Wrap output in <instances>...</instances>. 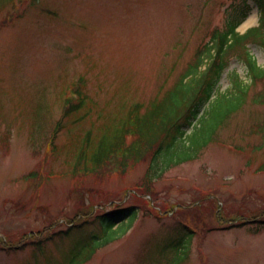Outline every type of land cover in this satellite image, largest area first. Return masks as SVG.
<instances>
[{"label":"rangeland","instance_id":"1","mask_svg":"<svg viewBox=\"0 0 264 264\" xmlns=\"http://www.w3.org/2000/svg\"><path fill=\"white\" fill-rule=\"evenodd\" d=\"M230 5L247 8L236 31L257 26L253 0H0V264H66L99 227L96 217L123 205L138 210L131 228L85 264H174L169 242L188 231L190 244L175 253L183 257L188 247L183 264H264V227L217 223L264 211V105L250 100L264 92V80L250 86L235 52L217 89L226 91L234 72L249 85L247 104L218 130L219 142L166 171L150 194L137 193L144 206L132 194L146 162L124 174L74 173L80 151L90 155L87 134L109 141L134 103H147L163 75L176 77L211 29L235 18ZM247 50L264 69V48ZM68 86L83 101L51 140ZM90 208L94 214L67 226ZM51 225L57 234L41 250L17 246Z\"/></svg>","mask_w":264,"mask_h":264},{"label":"trees","instance_id":"2","mask_svg":"<svg viewBox=\"0 0 264 264\" xmlns=\"http://www.w3.org/2000/svg\"><path fill=\"white\" fill-rule=\"evenodd\" d=\"M253 2L259 11L256 27L249 28L242 34L237 32V27L247 16V8L230 5L228 9H233L235 18L225 20L222 27L215 26V29H211L209 41L197 48L194 57L189 58L176 77L173 70L163 75V81H157V91L147 103H134L128 112L127 123L122 129L113 132L109 141L105 136L97 140L91 133L87 134L86 145L90 148V155L87 156L85 150L80 151L74 173L94 175L104 171H117L124 174L134 162H146L148 168L132 194L134 200L144 206L142 197L135 196L137 193L150 194L153 181L158 180L166 171L177 165L199 158L207 146L217 142L218 130L225 127L229 119L247 104L249 90L248 83L232 72L229 88L223 92L218 91V81L227 68L226 57L230 53H237L238 59L247 69L250 86L255 87L264 80V69L256 64L247 50L249 44H259L264 48V0H253ZM73 90L78 94L81 102L71 104L65 100L63 111L65 117L77 110L83 101L81 92L76 88ZM250 100L253 105L263 106L264 92L254 94ZM189 128L190 133L187 134ZM59 129L58 123L51 140ZM32 174L29 173L30 176ZM29 175L27 177L30 179ZM199 208V199H197L190 209L197 214ZM78 212L81 213L67 221L69 228L81 224L79 222L86 216L94 214L92 208L89 211L80 209ZM169 212L172 213L174 210ZM137 216L136 207L123 205L96 217L99 227L89 233L91 238L83 246L82 244L78 246L75 252L66 258V264L89 262L102 247L124 236ZM254 217V219H241L240 223L229 226L230 223L219 216L217 223L223 228L251 225L260 230L264 227V211ZM53 227L54 225H51L35 235L22 237L17 246L21 247L24 243L36 248L41 246L42 243L56 236L57 233L51 230ZM69 228L64 234H67ZM191 234L192 232L188 231L180 239L170 241L168 247L177 253L183 242L190 244ZM88 246H90L89 250H86ZM37 249L41 250V248ZM187 251L188 247L183 257L173 253L174 264H183ZM82 254L85 255L77 261L76 256Z\"/></svg>","mask_w":264,"mask_h":264},{"label":"bare ground","instance_id":"3","mask_svg":"<svg viewBox=\"0 0 264 264\" xmlns=\"http://www.w3.org/2000/svg\"><path fill=\"white\" fill-rule=\"evenodd\" d=\"M248 20H249V19H248ZM251 21H252V18H250V20H249V21H247V23H246V24H249Z\"/></svg>","mask_w":264,"mask_h":264}]
</instances>
